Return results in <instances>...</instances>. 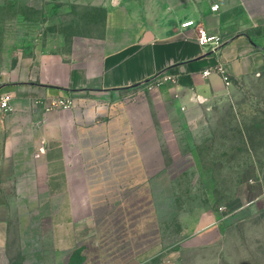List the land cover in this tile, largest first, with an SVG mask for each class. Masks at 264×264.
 Here are the masks:
<instances>
[{"label": "crops", "instance_id": "1", "mask_svg": "<svg viewBox=\"0 0 264 264\" xmlns=\"http://www.w3.org/2000/svg\"><path fill=\"white\" fill-rule=\"evenodd\" d=\"M110 1L100 38L27 55L21 43L27 0H0L10 19L0 94L13 98L12 111L0 118V264H75L80 244L122 203L124 190L147 182L157 220L175 218L170 173L159 169V156L148 160L141 149L153 140H139L132 120L109 118L108 108L91 99L80 108L75 95L112 94L172 76L175 82H166L191 108L194 97L223 93L264 64V0ZM215 4L219 10L212 12ZM188 21L196 26L183 28ZM196 27L219 36L220 46H200ZM207 69L213 70L208 77ZM55 98L72 99V108L47 111ZM229 219L230 228L258 225L264 233V179L244 181L230 214L216 213L209 228L189 239L192 246L218 244Z\"/></svg>", "mask_w": 264, "mask_h": 264}, {"label": "rangeland", "instance_id": "2", "mask_svg": "<svg viewBox=\"0 0 264 264\" xmlns=\"http://www.w3.org/2000/svg\"><path fill=\"white\" fill-rule=\"evenodd\" d=\"M111 6L110 0H27L24 52L100 38ZM8 18L0 9V53ZM168 84L161 77L112 94L74 96L80 108L91 99L111 108L104 109L109 118L132 120L139 140H153L141 149L148 160L160 157L177 203L175 218L163 224L149 182L124 190L122 203L80 244L75 264H264L258 225L230 228L229 219L218 244L193 247L189 240L216 213L230 214L244 181L264 179V64L223 93L194 97L191 108Z\"/></svg>", "mask_w": 264, "mask_h": 264}, {"label": "built area", "instance_id": "3", "mask_svg": "<svg viewBox=\"0 0 264 264\" xmlns=\"http://www.w3.org/2000/svg\"><path fill=\"white\" fill-rule=\"evenodd\" d=\"M219 10V5L215 4L211 7L212 12H217ZM183 28L187 29L190 27L196 26L194 21H188L184 23ZM197 28V42L200 46L204 49H217L221 44V38L217 35L210 34L205 28ZM217 71L223 75L224 80L226 83H230V77L223 67H218ZM213 72L212 69H207L204 71V76L208 77ZM164 81H171L175 82L172 76H164L162 77ZM12 102L13 98L8 93L0 94V118L7 115L12 111ZM73 100L70 98H55L52 99L50 102L47 103L46 110L47 111H55V110H67L72 108Z\"/></svg>", "mask_w": 264, "mask_h": 264}, {"label": "water", "instance_id": "4", "mask_svg": "<svg viewBox=\"0 0 264 264\" xmlns=\"http://www.w3.org/2000/svg\"><path fill=\"white\" fill-rule=\"evenodd\" d=\"M148 36H150V34H147V38L145 39V42H149L150 39L148 38Z\"/></svg>", "mask_w": 264, "mask_h": 264}, {"label": "trees", "instance_id": "5", "mask_svg": "<svg viewBox=\"0 0 264 264\" xmlns=\"http://www.w3.org/2000/svg\"><path fill=\"white\" fill-rule=\"evenodd\" d=\"M145 84V83H144Z\"/></svg>", "mask_w": 264, "mask_h": 264}]
</instances>
